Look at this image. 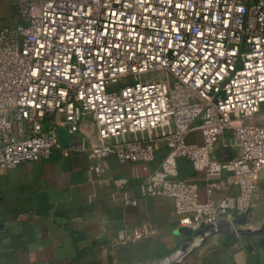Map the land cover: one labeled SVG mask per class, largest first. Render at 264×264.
Instances as JSON below:
<instances>
[{
    "label": "built area",
    "instance_id": "1",
    "mask_svg": "<svg viewBox=\"0 0 264 264\" xmlns=\"http://www.w3.org/2000/svg\"><path fill=\"white\" fill-rule=\"evenodd\" d=\"M0 28V174L85 153L98 180L137 205L100 161L145 162L142 197H170L195 232L257 207L264 170V0H8ZM58 127L76 136L63 146ZM229 134L235 153L221 139ZM195 176L179 177L177 159ZM203 181V187H200ZM203 192L204 196H201ZM123 227L117 245L155 237Z\"/></svg>",
    "mask_w": 264,
    "mask_h": 264
},
{
    "label": "crops",
    "instance_id": "2",
    "mask_svg": "<svg viewBox=\"0 0 264 264\" xmlns=\"http://www.w3.org/2000/svg\"><path fill=\"white\" fill-rule=\"evenodd\" d=\"M164 151L157 150L150 163H120L113 155L100 161L105 170L102 180L126 177L137 205H124L110 184L98 180L85 153L68 157L55 153L48 160L4 170L0 264H264V178L258 183L254 210L235 217L232 224L221 220L218 226L185 235L177 224L173 200L163 195L142 197L137 187ZM177 165L179 177L197 175L184 157ZM39 192L48 197V215L36 214ZM134 226H153L157 234L117 245V231Z\"/></svg>",
    "mask_w": 264,
    "mask_h": 264
},
{
    "label": "water",
    "instance_id": "3",
    "mask_svg": "<svg viewBox=\"0 0 264 264\" xmlns=\"http://www.w3.org/2000/svg\"><path fill=\"white\" fill-rule=\"evenodd\" d=\"M56 134H57V138H58L59 142L63 146H68L70 139L73 138L74 136H76V134H74V133H67L66 130L62 127L57 128ZM260 178H264V170L261 171ZM50 210H51V205L48 202V197H47L46 193L39 192L36 196V214L48 215ZM225 224L230 225L228 223H225ZM214 226H218V222L203 227L204 228L203 230H205L206 228H209V227H214ZM179 229H180L181 233H183L185 235H190L193 233L189 229H186V228H179ZM261 230L262 229H260L259 231H256V233L261 232ZM202 231L200 230L196 233H201ZM76 233H78V232H76ZM182 250H184V247H182ZM176 262L177 261L175 260L174 263H176Z\"/></svg>",
    "mask_w": 264,
    "mask_h": 264
},
{
    "label": "rangeland",
    "instance_id": "4",
    "mask_svg": "<svg viewBox=\"0 0 264 264\" xmlns=\"http://www.w3.org/2000/svg\"><path fill=\"white\" fill-rule=\"evenodd\" d=\"M19 21L20 18L17 6L8 0H0V28L13 26ZM220 142L228 155H233L235 153L234 141L229 134H226ZM261 185V187H263L262 189H264V183ZM262 206L264 209V200Z\"/></svg>",
    "mask_w": 264,
    "mask_h": 264
},
{
    "label": "trees",
    "instance_id": "5",
    "mask_svg": "<svg viewBox=\"0 0 264 264\" xmlns=\"http://www.w3.org/2000/svg\"><path fill=\"white\" fill-rule=\"evenodd\" d=\"M179 173V172H178Z\"/></svg>",
    "mask_w": 264,
    "mask_h": 264
}]
</instances>
